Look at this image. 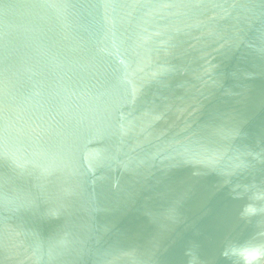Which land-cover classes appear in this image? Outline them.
<instances>
[{"label":"water","instance_id":"95a60500","mask_svg":"<svg viewBox=\"0 0 264 264\" xmlns=\"http://www.w3.org/2000/svg\"><path fill=\"white\" fill-rule=\"evenodd\" d=\"M253 248L264 0H0V264Z\"/></svg>","mask_w":264,"mask_h":264},{"label":"clouds","instance_id":"9594fccd","mask_svg":"<svg viewBox=\"0 0 264 264\" xmlns=\"http://www.w3.org/2000/svg\"><path fill=\"white\" fill-rule=\"evenodd\" d=\"M261 259H264V250L259 248L250 249L243 255L245 264H258Z\"/></svg>","mask_w":264,"mask_h":264}]
</instances>
